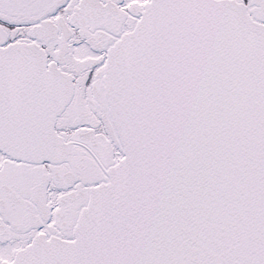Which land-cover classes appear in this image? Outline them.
<instances>
[{"label": "snow or ice", "instance_id": "1", "mask_svg": "<svg viewBox=\"0 0 264 264\" xmlns=\"http://www.w3.org/2000/svg\"><path fill=\"white\" fill-rule=\"evenodd\" d=\"M0 264H264V0H0Z\"/></svg>", "mask_w": 264, "mask_h": 264}]
</instances>
